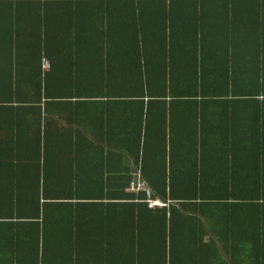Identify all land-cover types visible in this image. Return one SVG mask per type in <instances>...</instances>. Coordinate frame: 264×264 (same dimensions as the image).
<instances>
[{"label":"trees","instance_id":"obj_1","mask_svg":"<svg viewBox=\"0 0 264 264\" xmlns=\"http://www.w3.org/2000/svg\"><path fill=\"white\" fill-rule=\"evenodd\" d=\"M0 264H264V0H0Z\"/></svg>","mask_w":264,"mask_h":264},{"label":"built area","instance_id":"obj_2","mask_svg":"<svg viewBox=\"0 0 264 264\" xmlns=\"http://www.w3.org/2000/svg\"><path fill=\"white\" fill-rule=\"evenodd\" d=\"M44 66L45 67H48V63L46 61H44ZM142 186V184H141ZM141 186H139L141 188ZM149 206H161L162 203L159 201V200H151V199H148L147 200Z\"/></svg>","mask_w":264,"mask_h":264}]
</instances>
